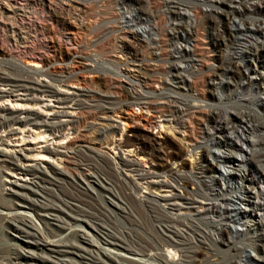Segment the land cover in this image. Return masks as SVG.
<instances>
[{"label": "bare ground", "instance_id": "1", "mask_svg": "<svg viewBox=\"0 0 264 264\" xmlns=\"http://www.w3.org/2000/svg\"><path fill=\"white\" fill-rule=\"evenodd\" d=\"M21 1L20 4H16L14 0L0 1V28L5 31V41L14 43L17 47L18 45L25 46L28 38H31L32 41L35 40L33 42L35 45L30 49L23 50L22 55L29 56L34 64H41L43 68L49 60V56L45 55L52 45L40 43L38 40L41 39L39 37L49 36V31L53 29L52 22L63 26L66 23L65 19L73 18L78 21L82 30L88 29V25L82 22L85 20L83 15L88 9L86 6H82L79 1L74 0L75 3H70V0H61L65 3L70 1L68 3L71 4L70 6L68 4L61 14L55 9L50 10L47 4L48 0ZM179 1L182 2L181 5L185 4L186 6L187 10L184 13L187 15L188 25L186 24V26L189 27L190 34L184 30L189 41L179 40L177 44L191 42V50L185 52L180 48L174 49L169 46L168 42L172 36L170 33H174L175 37L178 31H183L177 30L176 28L179 26L173 22L168 25L169 27L163 29L162 24H159V17H156L155 26L149 27L150 30L156 28L157 37L150 43L156 51H160L159 59H153V61L160 62L157 66H161L163 74L173 72L175 79L185 86L182 88L186 92H179L177 97L164 92V89L167 88L165 82L168 78L165 81L151 75H146V78L133 82V91L129 92L118 78L111 79L101 74L98 62L94 67H88L85 61H77V64L72 62L71 67L67 69L60 67L59 70H56L55 75L47 70L30 72L22 68L15 59L7 61L6 68H3V63L0 65V98L10 96L13 92H21L26 96L23 105L34 106L32 101L37 100L35 93L38 92L55 97L60 104H70L71 106L70 112L58 111L47 119V115L32 112L29 109L21 112L25 114V117L21 118L15 114L12 107L5 108L0 105V131L6 133L0 135L2 143L10 145L9 141L11 140L8 138L10 134L23 133L25 127H30L32 140L38 144L49 140L58 144L64 143L63 149H60L61 145L52 143L42 146L33 155L34 157H45L52 160L63 158L65 163L72 165L71 169L64 167L61 170L54 167H43L41 164L26 165L25 163L29 160L27 155H17L16 153L9 155L3 152L4 149L0 150V228L5 222L16 233L30 237L33 241L31 244L34 245V248L29 251L8 245L7 254L0 255V259L5 261L4 264H14V261H17V264H77V260L85 264H181L174 260V255L184 248L191 250V253L194 254L191 256L198 264H201L199 258L204 255L203 251L209 249H214L217 254H221L222 260L216 262L214 260L213 264H227L225 262L229 257H237L238 260L246 264L250 262L251 256L245 254V248L248 246L246 238L251 234L249 238H253L252 241L261 239L257 232L254 233L257 228L254 217L257 216L256 210L260 206L257 199L264 194L258 193L253 198L250 195L252 187L247 185L245 188L246 198L243 200L246 201V208L226 214L224 204H237L229 197L233 188L230 178L233 176L239 181L245 179L240 174V169H235L232 176L224 177V180L227 181L225 188L215 189L212 185L215 183V177L208 173H218V171L206 162L204 153L211 152L212 147L226 149L228 154L225 157L218 156L219 158H223L227 163L237 165L239 168H245L252 162L257 164L256 167L262 171V176L257 181L254 177L253 184L255 181H264V116L262 114L264 101L251 103V99L246 97L248 93L244 94V88L240 87L239 93H237L239 99L232 104L235 112L223 114L221 110L213 107L212 103L210 104L204 91H199L197 97L188 94L192 90H196L199 76H196V80L193 78L190 80L181 79L182 73H180L178 64L173 61L167 65L161 63L165 57L172 53L187 59L189 62L187 68L189 69L194 63L198 64L194 55H199L203 59H198L200 63L197 68L192 67V74L195 75L198 71L203 70L202 66L209 61V59H204L205 47L203 43L206 40L200 33V24L206 14L204 9L211 8L215 15L216 12H224L228 20L238 18L239 22L247 19L254 21L260 16L263 18L264 10L259 8V0H251V6L247 5V0ZM231 2H235L236 6L230 5ZM60 3L62 2L57 3L59 7ZM34 5L39 6L44 18L40 19L39 17V23H35L31 19L32 21L28 20V26L23 25L24 18H28V15L25 14L28 12L25 9ZM202 6L206 8L203 9ZM70 7L78 11V14L71 12ZM232 14L236 15L230 16ZM17 16H20V21ZM177 18H179L178 15ZM209 20L207 19L205 23L210 25ZM146 21L151 22V14H148ZM219 23L221 22L218 20L214 21L216 26H219ZM243 25L245 24L243 23ZM258 28L257 32H252L255 31L254 27L247 26L227 29V36L223 43L222 62L225 50L228 48L232 54L231 59L235 58V54L238 53L241 57L247 54V58L244 60L246 66L252 62H260L258 67L264 64V31L262 27ZM261 30L263 32H260ZM130 35L132 34L129 33ZM76 37L72 36L66 39L74 50L82 46V41ZM131 38L138 48L143 47V44L148 47L136 35H132ZM107 44L106 47L110 48L113 53L127 58V54L124 55L123 46H118L113 41L112 44L109 41ZM35 50H43L46 53ZM131 55L130 61L132 62H140L142 59L137 50ZM80 58L91 61L85 55ZM230 64L234 65L233 61ZM238 68L240 69V67ZM80 69L96 73L95 80L87 81L84 77L78 76L75 72ZM152 70L154 69L152 68ZM237 70L236 68L235 72ZM231 71L232 68H229L228 65L212 63L207 75L210 79L209 83L212 84L211 81L215 77L230 74ZM39 74L46 75L57 83L68 81L82 86H79L80 90L75 92L74 96H67L66 92L59 90L52 83L41 81L35 76ZM258 75L260 76V74ZM259 81L257 83L264 85L262 75ZM1 86L3 87L1 88ZM136 87H140L142 93L138 92ZM259 90L264 92V87ZM254 92L256 93V89ZM170 97L172 100H168ZM195 100L203 101L205 105L196 108L190 103ZM141 101L146 105V113L160 119L163 118V121L165 120L178 129L187 149L167 137L162 141H156L154 138L139 135L138 131H132V137L121 138L123 141L113 139L116 126L110 122L113 120L111 115H119L120 118L126 120L127 125L128 121L133 118L139 121L143 115L136 118L132 113V116H128L130 112H126V108L132 103L137 104ZM101 102L110 106H104ZM244 103H251V109H244ZM61 117L64 120H61ZM147 119L149 123L150 118ZM12 126H18L20 130H13ZM238 129L244 135V142L250 150V157L236 155L233 153L235 151L232 152L234 149L238 150V146L236 141L232 140L228 134L226 135V132L233 134ZM120 130L122 131V129ZM67 131H71L72 137L66 134ZM92 135L94 136L93 140L91 139ZM102 144L109 145V150L118 154L116 163L113 164L108 160L107 153L101 149ZM189 149L201 150L202 156L193 169H196L200 176L211 177L210 183L207 184L204 180L196 177L192 170H186V162L182 159V154ZM121 151L134 154L137 158L126 159L121 156ZM46 162L49 161L46 160ZM5 169L12 175L5 172ZM15 175L31 176L36 181L20 184L18 182L20 180L12 181ZM219 175H223L220 170ZM8 182L12 185V191L6 192L5 187ZM142 183H145L146 189H149L144 198L139 197ZM190 186L191 188H189ZM151 189H165L171 193L170 195H156ZM10 197L17 202L10 201ZM217 197H221L220 201H222L223 207L211 199ZM237 199H239L238 196ZM138 208L145 212L148 219L145 216L143 219L147 223L138 218L141 212L138 216L135 214V211H139ZM32 215L39 223L35 222ZM120 217L126 219V223L120 222ZM230 218H232L233 225L230 223ZM195 219L201 225L197 224ZM241 222L245 227L238 229L236 226ZM228 224H231L235 229H232V226ZM150 226L156 234V236L154 235L156 238L144 237L150 230ZM225 232L230 235L229 238H224ZM215 234H218L221 239L216 240ZM153 240L160 242L165 249L153 248L150 243ZM222 246L227 247L225 252L220 249ZM35 250L48 252L56 261L38 255ZM162 250L167 251L171 259ZM179 256L181 257V255ZM187 257L189 258V256ZM188 260L191 261L190 258Z\"/></svg>", "mask_w": 264, "mask_h": 264}, {"label": "rangeland", "instance_id": "2", "mask_svg": "<svg viewBox=\"0 0 264 264\" xmlns=\"http://www.w3.org/2000/svg\"><path fill=\"white\" fill-rule=\"evenodd\" d=\"M0 1H4V0H0ZM14 1L16 2V4L17 3L20 4L22 2L21 0H14ZM70 1L68 2L75 3L74 0H70ZM76 1H79V3H81L82 6H86L88 9V11L83 15L85 20L82 21L84 22V24L88 25V29L82 30L79 27L80 24L78 23V21L73 20V18L65 19L66 23L63 26L58 23L52 22L53 29L49 31V36L47 37L45 36L43 38L39 37L41 39H39L40 41L38 40V42L40 43L52 45L50 49L49 48L48 50L46 49L48 55L45 51L43 52V50L42 51L35 50L36 52L40 51L42 53H46L45 55L46 57L49 56L48 57L49 60L47 61V64L45 66L46 68L44 67L45 69L41 66V64L38 65L37 63H35L36 64L35 65L31 61L32 58H30L29 56L22 55V53L24 52L23 50L27 48L30 49L35 45V43H33L35 40L32 41L31 38H28L26 41L27 43H25V46L18 45L17 47V45H14V43H11V42L7 43L5 41V31L1 28H0V65L3 63L2 64L3 68H6L7 66L6 62L7 61L9 62L10 59L11 60L15 59V61H17L22 68H25L26 70L30 72H39L41 70H47L53 73V75H55L56 70H59L60 67H65L66 69L71 67L72 62L76 63L77 61H85V63L88 64V67H94L95 63L97 64L98 62V64L100 65L99 68L101 67L99 69L101 74L111 79L118 78L121 81V84L125 88H127L129 92L133 91L132 83L135 82L137 79L139 80L144 79L146 75H151L154 78H160L162 80L164 79L165 81L168 78L167 80L168 82L167 81L165 82V85H166L165 87L167 88L164 89V92L167 94L171 93L170 95L177 97L179 92L180 93L186 92L182 88L185 86L180 81L175 79L173 72L172 73L168 72L166 74H163L160 69L161 66H157L160 64V62L153 61V59H159L158 55L160 51L157 50L158 51L157 53L156 49L152 48L150 41L148 42V44L146 43V45H148L149 48L145 46L144 44H143V47L138 48L134 40L131 38L132 35H136L142 42H143V39H146L145 37L146 35H145V32L143 31V28L145 27L144 25L149 24L148 21H146L148 14L146 15L144 14V10L147 7V2H149L151 13H153L154 15L158 14V12L161 9H166L168 13L171 15L177 14L179 17L177 18L178 23L179 22L185 23V17L187 18V15H184L183 13L185 10H187L185 4L181 5L182 2L180 3L179 0H76ZM59 2H62L60 3V7L59 5H57V3ZM68 2L65 3L64 1H61V0H48L47 4L50 10L55 9L57 12L61 14L63 12L62 10L68 7V4L69 6L71 5ZM251 2H252L251 0H247V5L251 6ZM230 5L236 6V3L232 2L230 3ZM259 5H260L259 8L261 10H264V0H261V1L259 0ZM204 8L206 7H203V9ZM71 9H72L71 12H73L74 14H78V11L74 10L73 8ZM239 9H241L240 6H239ZM25 10L26 12H28V13H25L26 15H28L27 16L28 18L26 17L24 18V21H22V23H24L23 25L28 26L29 25L28 20L30 21L33 20L35 23H39L38 20L44 18V14L41 13V9L39 8L38 5H34L28 9L26 8ZM178 11L181 13L179 14ZM204 12L206 14L203 16L204 17L202 21L203 23L201 22L200 24V28H201L200 33H202L203 39L206 40L203 43L205 47L204 59L205 58L209 59V61L211 62L208 61L206 65L204 64L202 66L203 70L198 71L195 75L192 74V70H193L192 67L194 66L197 68L200 63L199 60L203 59V57H200L199 55H194L196 57V62L198 64L194 63L193 66L189 69L187 67H184V69H181L183 68V66L188 64V62L184 60L183 58H179L177 55H173L172 53L170 54V56L165 57V60H163L161 64L167 65L171 63L172 61L178 64L180 66L179 67L180 73H182L181 79L186 78L190 80L192 78L195 79L199 76L197 78L198 81H197L196 90H192L188 94L191 96L193 95L194 97H197L199 95V91L200 92L204 91L207 99H209L208 101L210 102V104L212 103L211 105H213V107L215 108H218V110H221L223 114H225V112L226 113L235 112L232 104L239 99L237 96V93H239L238 91L240 87L244 88V91H245L244 94L247 95L248 93L249 96L247 95L246 97H249L251 99L250 100L251 103L253 102L256 103L258 101H264V92L263 91L261 92L259 90V89H262L264 85L257 83V82H260L259 78L261 75H262V78H264V64L258 67L260 62L258 63L252 62L248 66H246L245 64L246 62L244 60L245 58H247L246 57L247 54L242 55V57H244L242 58L241 55L238 53V54H235L234 56L235 58L231 59L232 54L228 48L225 50V57L223 58V62H222V55L220 57L219 50H217L218 48L221 47V39L218 38V35L227 36L226 34L227 29L229 30L230 27H238V26H242V27L247 26L250 28L254 27L255 31H252V32H257L256 30L259 29L258 27H262V30L264 31V28H263L264 17L262 18L260 16L259 19H255L254 21L247 19L243 22H239L238 18H233L234 20H228V17L224 15V12H216V15H215L212 13L211 8L204 9ZM207 12H211V13H207ZM234 15L232 14L230 16H234ZM17 19H19L20 21L21 19L20 16H17ZM207 19H210L209 20L210 25L205 23ZM215 20H218L219 22H221L219 23V26L218 25L216 26V29L214 25ZM42 23H46V22H42ZM243 23L245 25H243ZM124 25L128 26V28L125 27ZM262 30L260 32H263ZM126 31L132 34L129 36V38L127 37ZM72 36H75V37L77 36L76 38L82 41V46L78 47L77 50L72 49L69 45V42L66 40L68 37H72ZM186 37H187L186 32L178 31L174 38L178 40H186ZM108 41L110 44H112V41H113L116 44H118V46H123L124 47L123 50L125 52L124 55L127 54V58H125L124 56H121L120 54L113 53L110 48H107L106 46L108 45L107 44ZM191 45H192L191 42L190 43L189 42H179L178 44L176 42V48H180L181 51L184 50L185 52H188L189 49L190 50L192 49ZM135 50H137L138 53H140L142 56L141 57L142 59L140 60V62L130 61V57H132L131 54H133ZM128 53L130 54L128 55ZM52 55H54V57H52ZM84 55L89 57L91 61L83 60L80 58V56H84ZM232 61L234 65L230 64ZM212 63L214 65H218L221 63L228 65L229 68H232V71L230 72V74H227L224 76L219 75L215 77L214 80L211 81L212 82L211 84L209 83L210 79L208 78L207 75H208L209 66L212 65ZM238 67H240V69ZM152 68L154 70H152ZM236 68L238 69L237 72H235ZM240 70H242L243 73L240 72ZM75 73L80 77H84L85 80L87 81L95 80V77H96L95 76L96 73L88 71V70L86 71L85 69L77 70ZM257 74H260V76L259 75L257 76ZM35 76H37L41 81H46L50 84L52 83V85L58 88L59 90L66 92L67 96H74V93L80 90L79 86L81 84L77 86L76 84L69 83L68 81H64V83L63 82L57 83V81H52L50 80L48 76L43 75V74H39ZM134 85L136 84L134 83ZM2 87L3 86H1V88ZM255 89H256V93L254 92ZM136 90L142 93V90L140 89V87H136ZM47 95L48 94L37 92L35 93L37 100L35 99L32 101L34 103V106H30V105L24 106L23 104L25 103L24 101L26 99V96L23 95V93L21 92H13L10 96L1 97L0 105L4 106L5 108L12 107L13 110H15V114L21 118L25 117V114L21 113L22 111H25V109H29L32 112H40L42 114H45L47 115V119L51 118L53 114L58 111L59 112L60 111L70 112V108H71L70 104H60V102L55 97L49 96V95L47 96ZM188 99L191 100V98H188ZM168 100H172V98L170 97V99ZM190 103L196 108L203 107L205 105L203 101H197V100L190 101ZM251 103L249 104L244 103V109H247V108L248 110L249 108L251 109ZM101 104L104 106H108V107L110 106L103 102H101ZM145 107L146 105L142 101L138 102L137 104L132 103L127 106L126 112L128 113L130 112L128 116H132L131 114L133 113V115L136 118H138L139 115L141 116L143 115L144 117V118L143 117L139 118V121L134 120L133 118V120L128 121V125L125 123L126 122L125 119L120 118L119 115L112 114L111 118H113V120H110V122L116 126L115 131L113 132V136H114L113 139H115V141H117L118 139H119L118 141H123L122 139H124L125 136L132 137L131 136L133 135L132 131H138L139 135H144L145 137H148V138L149 137L154 138L156 139V141H162L165 137H167L168 139L174 140L176 143L180 144L182 148L187 149V145L185 141H182L181 139L182 135L179 134L178 129L175 128L174 125L165 122V120L163 121L162 120L163 118L160 119L155 116H150L148 113H146ZM47 110H50L51 112H48ZM215 112H217V110ZM262 114L264 116V112ZM147 118H150L151 122L149 121L148 123ZM60 119L64 120L62 117ZM12 129L20 130V127L12 126ZM119 129H122V131L121 130L119 131ZM30 130H31L30 127H25L23 133L10 134L11 136L10 135L8 136V138H10L11 140L9 141L10 145H5L4 143L0 141V150L3 151L4 149L3 152H6L9 155H13L14 153H16L17 155H25V156L27 155V158L29 160L28 162L25 163L26 165L41 164V166L43 167L45 166L52 167V168L54 167L60 170L63 169L64 167H67L68 169L72 168V165L69 163H65V160L63 158H54L52 160V159L45 158V157H41V158L34 157L33 155H35L36 151H38L40 147L50 145V143H52L53 145L55 144L57 145L58 143H55L54 141L49 140V141L38 144L37 142L32 140ZM70 133L71 131L66 132L67 135L72 137L71 136L72 134ZM5 134L6 133H3L2 131H0V135H5ZM227 134L228 136L231 137L232 140L236 141L237 146H238V150L234 149L232 150V152L235 151L233 153L236 155L240 154V155H246L250 157V150L247 148V144L244 142V135L242 134L241 130L238 129L233 134H229L226 132V135ZM93 137L94 136L92 135L91 136L92 140H93ZM4 138L6 139V137ZM58 145H61L60 149H63L62 146H64V143H61ZM95 145L98 146V144L96 143ZM102 145L103 147H101V149L107 153L108 160L112 162L113 164L114 162L116 163L118 154L111 152L109 150L110 148L109 145H105V144H102ZM210 151L211 152L209 153H204V156L206 158V162H208V164L216 168V170L218 171V173H213V172L208 173L210 176L215 177V183L212 184L215 189H219V187L225 188L227 181L224 180V177H228L230 175L232 176L234 174V171H236L235 169H240L239 172L245 179L244 181H239V180H236V178H234L233 176L232 178H230V182H233L232 184L233 188H232V191L230 192L229 197H231L232 200L236 201L237 204H233L234 206L231 204L230 205L224 204V212L227 211L226 214L234 213L237 209L244 210L246 208L247 206L246 201H243V200L246 198L247 193L245 191V188H247V185L252 187L251 189L252 193L250 195H252L253 198H255V195L258 193L264 194V181L256 182L259 179V177L262 176L261 175L262 171L258 167H256L257 164L252 162L248 164L245 168L244 167L239 168L237 165H233L232 163H227L225 160H223V158L218 157V156L225 157L228 154V151L226 149L212 147ZM121 152H122L121 156H123L126 159L137 158V156L129 152L128 153H126L125 151H121ZM201 156H202V152L200 149H195V150L189 149L188 151L187 150L184 151V153L182 154V159L186 162V167H185L186 170H192L193 172H195L194 174L196 175V177L202 179V181L204 180L208 184L210 183L211 177L210 178L204 177L205 175L200 176V174H198V171L196 169H193L194 165L197 163V161H199ZM46 160L49 162H46ZM219 170L220 172H222L223 174L222 176L219 175ZM4 171L8 173L6 169ZM8 174H11V173L9 172ZM254 177L256 181L253 184L252 180ZM15 180H20L18 181L20 184L31 183L33 181H36V179H32L31 176L24 177L23 175H15L14 178H12V181H15ZM9 185L10 184L8 182V184L5 187L6 192L12 191L11 189L12 185L10 186ZM141 185H142V188H141V192H139V197L144 198V196L148 194L149 189H146L147 187L145 183H142ZM189 188H191V186ZM151 191L156 195H170L171 193L169 190H165V189H159V190L151 189ZM237 196L239 199H237ZM220 198L221 197L211 198V199H213V202L217 203L220 207H223V205L221 204L222 201H220ZM9 199L12 202H17L15 199L11 197ZM257 201L258 203H260V206L258 207V210H256L257 216L254 217V219L256 220V225H257V228L254 233L257 232L260 235L261 239L258 241H252L253 238L251 237L249 238L251 234L247 236L248 238H246V243H248V246L249 245L250 246L246 247L245 254H248L251 256L250 262L247 264H264V247H263L264 246L263 244L264 243V195H260V198L257 199ZM225 206H226V210H225ZM138 209L139 211L138 210L137 212L135 211V214L138 216L139 213L141 212L138 218H140L142 222L145 221V223H147V221L143 219L144 216L145 218L147 217L145 215V212L140 208ZM26 210H29V209H26ZM152 215H155V214L152 213ZM32 217L34 218L36 223H39L34 215H32ZM120 218H119L120 222L123 221L122 223H126L127 221L126 219H123V218L120 219ZM146 219H148V217ZM230 219H231L230 223L232 224V218ZM195 222L197 223V219H195ZM231 224H228V225H231ZM239 224L240 225L236 226L238 229H242L245 227L244 223L241 222ZM1 226H2L0 228V251H1L0 255L1 256L2 255L4 256L5 253L7 254L9 246H12V247L17 246L18 248L24 251L26 250L29 251L31 250V248H34V245L31 244L33 241L32 239H30V237H27L26 235L21 234V233H16L12 229H10L11 227L10 228L8 227L9 224L7 225L5 222H3ZM232 229H235V227L232 226ZM149 231L148 233L144 235V237L146 238V236L147 237L150 236V237L156 238L155 237L156 234L154 233L153 229H151V226H150ZM229 237L230 235L227 232H225L224 238H229ZM215 239L220 240L221 237L218 234H215ZM154 240L156 241L157 239H154ZM154 240L150 242L153 248L165 249L164 247H162L160 242H155ZM220 249L225 252L227 247L222 246V248ZM35 252L38 255L49 258L52 261H56V259L53 256H50L49 253L46 251L41 252L39 250H35ZM162 252L166 256H168L167 251L162 250ZM203 253L204 255H202V257L199 258L201 264H213L212 261L214 260L215 262L222 260L221 254L220 255L217 254L214 251V249L204 250ZM179 255H181V257ZM191 255L194 256V254L191 253V250L184 248L181 251L179 250V252H177L174 255V260L180 262L181 264H198V262L193 260L194 258ZM187 256H189L191 261L188 260L189 258ZM222 257H225V255L224 256L222 255ZM1 259H0V264H4L5 261ZM237 260H238L237 257H233V258L229 257L228 261L225 263L243 264L242 261L240 260L237 261ZM79 262L77 260L76 263L85 264L82 261H79ZM14 264H17V261L16 262L14 261Z\"/></svg>", "mask_w": 264, "mask_h": 264}, {"label": "built area", "instance_id": "3", "mask_svg": "<svg viewBox=\"0 0 264 264\" xmlns=\"http://www.w3.org/2000/svg\"><path fill=\"white\" fill-rule=\"evenodd\" d=\"M232 3V2H231ZM235 3V2H234ZM145 11H147V12H145ZM177 12V11H176ZM184 12H186V10L184 11ZM183 12V13H184ZM178 13H179V11H178ZM181 13V12H180ZM179 13V14H180ZM144 14H151V22L149 23V24H147V25H144L145 27L143 28V31L145 32V37H146V39H143V41L145 42V43H147L148 44V42L149 41H153L156 37H157V35H156V28H154V30H150L149 29V27L150 26H155V20H156V17H159V20H160V23L159 24H162V28L164 29V28H166V27H169L168 25L171 23V22H173L174 24H176V26H179L178 28H176L177 30H187L188 31V34H190V31H189V27H187L186 26V24L188 25V19L185 17V23H177V14H174V15H171V14H169L168 13V11L166 10V9H161L159 12H158V14H153V13H151V10H150V6H149V2H147V7H146V9L144 10ZM185 15H186V13H184ZM125 21V20H124ZM122 22H123V20H122ZM172 23V24H173ZM125 27H127L128 28V26H126V25H124ZM231 26H233V25H231ZM186 28H188V29H186ZM215 28H216V25H215ZM126 30V29H125ZM168 30V29H167ZM125 32V31H124ZM127 32V31H126ZM172 36H171V38H170V40H169V46L170 47H173L174 49L176 48V42H178L179 40L178 39H176V38H174V33H170ZM127 37L129 38V33L127 32ZM225 35H218V38H220L221 39V47L220 48H218L217 50H219V53H220V57H221V55L224 53V51H223V43L225 42ZM167 40V41H168ZM186 41H189V39L186 37ZM153 48V47H152ZM155 49V48H154ZM180 53H182V52H180ZM179 58H183L184 60H186L187 62H188V60L187 59H185L184 57H182V56H179V55H177ZM209 62H211V61H209ZM188 64H189V62H188ZM188 64H186L185 66H183V67H188ZM247 247H249V246H247ZM246 249V248H245ZM238 261V260H237ZM241 261V260H240ZM243 262V261H242ZM243 264H246L245 262H243Z\"/></svg>", "mask_w": 264, "mask_h": 264}]
</instances>
